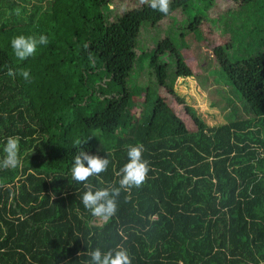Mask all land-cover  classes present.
<instances>
[{"label":"trees","instance_id":"1","mask_svg":"<svg viewBox=\"0 0 264 264\" xmlns=\"http://www.w3.org/2000/svg\"><path fill=\"white\" fill-rule=\"evenodd\" d=\"M112 1L0 0V157L15 136L22 160L0 168L7 185L0 187V264H89L92 250L120 245L132 264H261L264 111L251 95L264 104V0L221 10L240 15L218 26L224 40L214 56L225 74L226 66L236 71L228 81L241 103L227 96L234 117L217 119L189 94L197 105L183 104L197 121L192 129L173 110L164 114L153 90L174 94L181 72L172 38L163 35L142 52L136 38L145 24L164 23L186 5L197 10L185 29L202 26L214 0H171L167 15L138 0L124 9ZM19 35H46L49 43L21 61L11 47ZM140 55L153 82L131 85ZM137 93L135 112L130 97ZM89 137L81 147L110 161L87 181L93 190L119 187L129 146L142 144L150 166L145 183L121 190L116 214L98 223L82 203L87 189L71 173L80 150L74 141Z\"/></svg>","mask_w":264,"mask_h":264},{"label":"rangeland","instance_id":"2","mask_svg":"<svg viewBox=\"0 0 264 264\" xmlns=\"http://www.w3.org/2000/svg\"><path fill=\"white\" fill-rule=\"evenodd\" d=\"M140 3V0H138ZM241 0H214L212 7H210L213 14H208L207 10L204 13L208 18L207 23H203L202 26L187 30L185 26L190 19L196 13L197 9L187 5L183 10L176 8L171 11L166 18L168 19L164 23L145 24L137 35V51H146L158 38L163 35H169L174 42V56L175 65L178 67L180 74L174 79V94L182 99L178 100L173 93L167 91L163 86H158L154 91H157L161 97V102L164 105V114L168 109L173 110L184 122L187 128H194L197 125V121L192 116V111L184 108L183 104L188 103L193 107L191 110H195L198 104L200 110L209 109L216 112L215 118L217 119H229L234 117L233 112L229 108L226 97H231L236 103L240 104V99L236 97V89L233 86V82L228 81L230 74L228 71L235 75V70L226 66V74L220 68L218 62L215 60L214 52L219 47L220 42L224 36L218 37V26L223 23L228 25L233 24L234 18H239L237 13L227 14L221 12L222 9L231 6ZM111 8L124 9L133 5L132 0H113ZM209 10V9H208ZM242 13V12H240ZM235 14V15H234ZM237 16V17H235ZM206 25L209 27L207 30ZM238 30H244L243 27L236 25ZM211 29L214 31L209 36ZM183 31L184 34L180 35ZM207 31V32H206ZM221 34V33H219ZM218 45V46H217ZM165 56V55H164ZM171 58H167L169 61V68H172ZM173 59V58H172ZM138 71H134L130 74L132 84L141 85L148 80L153 82V74L147 65L145 55H140L138 59ZM182 83L178 82L181 81ZM177 81V82H176ZM176 82V83H175ZM188 91V92H187ZM191 94L194 96L195 104L191 102ZM141 93L134 94L130 97L131 109L135 112L139 109L138 102L140 100ZM255 103L257 110L264 111V104H259L254 94L251 95ZM163 114V115H164ZM162 115V116H163ZM160 119V118H159ZM101 219L95 218L94 222L98 223Z\"/></svg>","mask_w":264,"mask_h":264},{"label":"clouds","instance_id":"3","mask_svg":"<svg viewBox=\"0 0 264 264\" xmlns=\"http://www.w3.org/2000/svg\"><path fill=\"white\" fill-rule=\"evenodd\" d=\"M143 5H148L153 10L167 15L170 11L171 0H140ZM16 15H20V9L16 10ZM49 43L46 35H41L37 39L33 36L19 35L11 40V47L15 56L23 61L36 53L38 45H47ZM87 47V45H85ZM9 76H15V73L9 69ZM21 75L27 80L30 73L23 71ZM87 139H76L74 145L80 150L74 156L71 168L72 179L78 183H83L87 189L82 196L84 207L90 210L92 216L101 220H107L113 217L117 212V197L121 190L130 191L133 187L142 186L148 178L150 171L149 162L142 158L144 146L137 144L128 148V162L120 169L118 175L119 187H105L93 190V186L87 183L91 177L99 176L105 172L109 166V159L98 155L89 154L81 145L86 144ZM19 137H8L3 148V157H0V168L15 169L22 166L20 159ZM86 162V163H85ZM0 187H7L0 181ZM54 193L52 197L54 198ZM91 257L89 264H132V258L127 249L122 245L115 249L101 251L96 248L88 253ZM264 264V261L261 262Z\"/></svg>","mask_w":264,"mask_h":264}]
</instances>
